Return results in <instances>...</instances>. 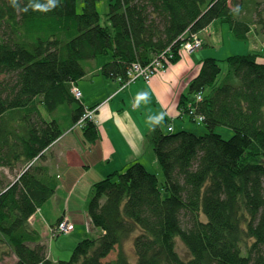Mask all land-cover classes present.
<instances>
[{"label": "trees", "instance_id": "1", "mask_svg": "<svg viewBox=\"0 0 264 264\" xmlns=\"http://www.w3.org/2000/svg\"><path fill=\"white\" fill-rule=\"evenodd\" d=\"M78 1L58 0L45 11L39 6L47 0H0V169L19 172L0 182V247L14 264H264L261 53L227 58L221 84L220 62L203 59L178 107L208 133L169 131L167 120L151 129L147 141L164 183L139 162L95 183L87 213L101 236L81 240L69 260L48 258L30 220L56 194L43 162L67 129L42 110L51 116L67 106L77 126L86 107L71 89L86 77L84 63L111 55L101 74L126 81L134 64L147 66L166 52L178 63L186 37L215 22L228 24L239 40L252 28L264 32L259 0H111L110 27L100 24L98 0H84L81 13ZM217 127L233 136L223 138ZM82 131L88 143L100 139L96 121L87 120ZM132 236L135 263L123 250ZM177 240L189 259L179 255Z\"/></svg>", "mask_w": 264, "mask_h": 264}, {"label": "crops", "instance_id": "2", "mask_svg": "<svg viewBox=\"0 0 264 264\" xmlns=\"http://www.w3.org/2000/svg\"><path fill=\"white\" fill-rule=\"evenodd\" d=\"M210 56L209 51L202 49L184 54L178 63L156 75L150 83L141 79L124 89H121L118 81L101 74V68L109 61L98 57L85 64L87 75L76 87L82 92V104L86 108L97 109L95 121L100 139L95 143L86 142L82 129L78 133V127H71L70 111L67 110V131L47 150L43 162L49 175L58 184L56 194L30 220L32 227L39 231L51 261L62 260L60 258H64L63 254L67 253L66 250L53 254L50 230L59 220L66 218L75 225V243L88 238L93 229L87 212L85 218L75 216L70 207L61 212L60 204L64 200L59 197V193L65 192V188L77 193L71 198H65L67 205L79 203L86 209L95 183L115 172L126 170L135 162L142 163L159 178L161 169L147 141V135L152 129L148 117L165 113L164 121L167 120L170 127L175 128L174 123L182 120L178 130H189V118L180 116L179 99L199 74L202 60ZM260 59L259 62L264 63ZM101 234L95 231V235Z\"/></svg>", "mask_w": 264, "mask_h": 264}, {"label": "rangeland", "instance_id": "3", "mask_svg": "<svg viewBox=\"0 0 264 264\" xmlns=\"http://www.w3.org/2000/svg\"><path fill=\"white\" fill-rule=\"evenodd\" d=\"M110 1L111 0H98L97 1V10L100 14V24L102 26L110 27V21L108 19ZM259 1L263 2L262 7H261V11H262V15L264 17V0H259ZM83 6H84V0H79L78 1V12L79 13H81ZM253 13L254 14H253L252 19L257 20L256 15H255L256 12H253ZM261 28H263V26H260V29ZM260 29L252 28V30L249 33L246 40H239L234 36V34L230 30V27L228 24L221 23L219 21L215 22L207 30L200 33L199 37L201 36V38H203L205 40V47H204V45H202V47L200 49H197L195 51H199L201 49L207 50L212 55L208 58H214L220 62L223 71H222L221 76L218 79V82L221 84V81L224 79V76H225V74H227V71H228V65L226 63L227 58L234 56V55H247L250 53H261L262 52L260 61H264V44H263L264 43V32H262ZM203 39H202V42L204 43ZM203 47H204V49H203ZM195 51H193V52H195ZM99 58H100V60L110 61L111 55L101 56ZM88 62L89 61L85 62L84 64H87ZM171 65L172 64L170 63L168 65L167 69ZM4 79H5V76H0V81H2ZM137 80H141V78H139ZM142 80H144V79H142ZM144 82L150 83V82H147L145 80H144ZM118 84L120 85L121 89L125 88V87L123 88V85L119 81H118ZM68 108L69 107H67V106H63L55 114H53L51 116H49L44 109L42 110V112H43V114L47 120L58 119L60 121L61 126L63 128H65V123H66L65 115L68 112L67 111ZM86 110H87V108H86ZM96 111H97L96 108H93L92 111H89L92 114L94 113V120H91L90 118H88V121H95V112ZM70 122H71V119H70ZM181 122H182V120H179L176 124L174 123L175 128L174 127L173 128H174L175 132L179 131L178 130L179 124ZM187 122H188V125L190 127V129L188 131H190L196 135H203V134L208 133V130L205 128V126L202 123H199L198 121L191 122L190 120ZM71 124H72V122H71ZM75 127H78L77 131H78V133H80L79 130H81L82 127L78 126V125ZM168 130H170V127L168 128ZM215 133L221 135L225 139H230L233 136V131L227 127H217L215 129ZM18 173L19 172L12 174V173H10V171L8 169H0V182L2 181V179H4V176H6V178H7L6 181L12 182ZM58 181H60V180H58ZM159 181H160V185H162L165 181V177H164L162 171H161V175L159 177ZM60 182H62V181H60ZM65 189H66L65 192L61 191L59 193V197L63 198V200H64L63 203L60 204L61 205V212L63 210H68L70 207L71 211L73 212V214L75 216H83L85 218V215L87 212V207L85 209V207H82L79 203H76V202H75L76 204L71 203L68 206L65 198H71V197L75 196L77 193L70 191L68 188H65ZM163 196L166 197L165 192L163 193ZM46 208H49V207H46ZM64 219H66V218H64ZM62 221H63V219H61L60 223ZM84 226L87 230V225L85 223H84ZM74 228H75V225H74ZM96 230L101 232L100 229L93 227V229L90 230L91 233L87 237L88 238L89 237H99V236L95 235ZM56 232L58 233L57 229H56ZM56 232L52 231V229L50 230V236L53 240L52 241L53 254L62 253V252L67 250V253L63 254V255H65V257L60 258V259L69 260L71 257V253H72L69 251H72L76 247V245L79 243V241H77L76 243L74 242V240H75L74 232H71L70 234H67V235L66 234H64V235L63 234H57ZM133 238H134V236H132V238H130L124 242L123 250L127 253L130 262L135 263L136 256H135L134 248H133ZM85 239H87V238H85ZM177 250H178L179 255L183 259H189L190 258L189 252L187 251V249L185 248V246L182 244V242L180 240H177ZM118 251H119V249H116L115 253H113L108 258V261H112V260L116 259ZM68 252H69V254H68ZM15 260H16V258L11 253V251H9L8 249H6L3 246L0 247V264H14Z\"/></svg>", "mask_w": 264, "mask_h": 264}, {"label": "built area", "instance_id": "4", "mask_svg": "<svg viewBox=\"0 0 264 264\" xmlns=\"http://www.w3.org/2000/svg\"><path fill=\"white\" fill-rule=\"evenodd\" d=\"M187 41L183 44L181 48V53L184 54H190L193 51L200 49L203 45L202 38L199 37V35H194L193 37H190L188 35ZM173 57L171 55H168V53H164L160 58H156L155 60H152V62L147 66H142L141 64H134L131 70L128 72V79L124 81L122 78H119L117 81H119L123 88L128 86L129 84L137 81V79L141 78L144 79L147 82H151L152 78L159 73H163L167 70L168 65L171 63V59ZM72 95L76 98V100L82 99V92L77 88L74 87L72 89ZM200 96L198 97V100H200ZM89 111H92L91 109L87 108L85 116L79 121L77 124L78 126H81L82 128L85 125V122L90 118L91 120H94V113H90ZM199 121V120H198ZM201 122V121H199ZM172 128L170 127L171 131ZM56 229L58 233L56 232ZM74 225L73 223L68 219H63L61 223H59L55 228L52 229V231H55L57 234H70L74 231Z\"/></svg>", "mask_w": 264, "mask_h": 264}, {"label": "clouds", "instance_id": "5", "mask_svg": "<svg viewBox=\"0 0 264 264\" xmlns=\"http://www.w3.org/2000/svg\"><path fill=\"white\" fill-rule=\"evenodd\" d=\"M11 2L13 5H15L16 0H11ZM57 6H58V0H47L46 5H40L39 7L42 10L47 11ZM234 11L238 14L240 12L239 6H237ZM164 119H165V113H160L159 115L149 116L148 122L152 126V130L155 131L157 127H159L160 125L164 123Z\"/></svg>", "mask_w": 264, "mask_h": 264}, {"label": "bare ground", "instance_id": "6", "mask_svg": "<svg viewBox=\"0 0 264 264\" xmlns=\"http://www.w3.org/2000/svg\"><path fill=\"white\" fill-rule=\"evenodd\" d=\"M203 45H204V43H203ZM73 88H74V87H73ZM73 88H72V89H73ZM72 89H71V93H72ZM89 109H91V110H92L93 108H89Z\"/></svg>", "mask_w": 264, "mask_h": 264}]
</instances>
